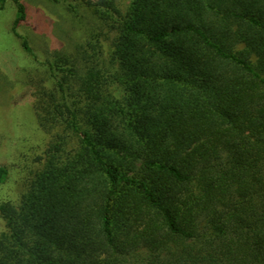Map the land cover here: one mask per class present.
Wrapping results in <instances>:
<instances>
[{
	"label": "trees",
	"instance_id": "obj_1",
	"mask_svg": "<svg viewBox=\"0 0 264 264\" xmlns=\"http://www.w3.org/2000/svg\"><path fill=\"white\" fill-rule=\"evenodd\" d=\"M82 3L85 41L40 63L50 141L0 204V264H264V0Z\"/></svg>",
	"mask_w": 264,
	"mask_h": 264
},
{
	"label": "rangeland",
	"instance_id": "obj_2",
	"mask_svg": "<svg viewBox=\"0 0 264 264\" xmlns=\"http://www.w3.org/2000/svg\"><path fill=\"white\" fill-rule=\"evenodd\" d=\"M86 1V0H84ZM132 0H118L124 12ZM26 20L14 32L7 31L17 18L12 0H0V168L8 177L0 185V204H18L30 181L45 164L50 138L37 125L33 93L38 85L49 88L51 81L41 62L54 51H71L85 41L92 18L78 0V10L69 12L67 4L48 0H20ZM74 6V5H73ZM23 25V26H22ZM23 41L35 55L28 54ZM45 81V82H42ZM6 231L0 218V236Z\"/></svg>",
	"mask_w": 264,
	"mask_h": 264
},
{
	"label": "crops",
	"instance_id": "obj_3",
	"mask_svg": "<svg viewBox=\"0 0 264 264\" xmlns=\"http://www.w3.org/2000/svg\"><path fill=\"white\" fill-rule=\"evenodd\" d=\"M8 1V0H7ZM13 1V0H12ZM22 1V0H21ZM13 3H14V1H13ZM14 6H15V3H14ZM15 8H16V6H15ZM4 11V9L1 11V9H0V14L2 13ZM17 14V13H16ZM16 20V19H15ZM15 20H14V22H15ZM14 22L12 23V27H9V26H7L6 28V30L7 31H12V32H14L15 31V29L18 27V26H14ZM23 26V25H22ZM31 56V55H30ZM32 57V56H31Z\"/></svg>",
	"mask_w": 264,
	"mask_h": 264
}]
</instances>
